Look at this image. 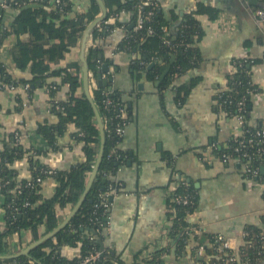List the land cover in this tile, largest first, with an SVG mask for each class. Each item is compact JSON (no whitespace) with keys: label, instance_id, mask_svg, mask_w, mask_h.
<instances>
[{"label":"trees","instance_id":"1","mask_svg":"<svg viewBox=\"0 0 264 264\" xmlns=\"http://www.w3.org/2000/svg\"><path fill=\"white\" fill-rule=\"evenodd\" d=\"M7 2V8L13 11V17L8 24H5L3 16L7 8L0 7V48L6 36L15 34L18 38L10 47L14 68L19 71L28 69L31 77L29 79L14 77L10 67L0 59V81L16 85L28 83L29 87L26 90L28 96H31L32 90L38 86L47 87L51 98L50 111L57 120L54 124H40L37 132L52 149H56V137L63 134L67 126L72 124L76 130L72 132L71 137L74 142L82 143L83 158L66 168H52L36 158L29 162L30 177L18 179L17 170L12 164L23 157L27 150L14 139V131L7 134L0 131V190L4 195L5 220L4 228L0 231V254L7 252V240L13 233L29 230L31 239L35 240L57 226L59 223L57 208H72L78 200L99 148V130L94 112L82 91L80 61L75 60L60 68L51 66L52 62L62 58L78 44L86 25L100 12L98 4L90 0L85 10L70 16L69 12L73 5L71 0L58 2L7 0ZM29 3H37L40 6L21 9ZM104 3L107 8L105 20L111 15H115L116 20L111 24H105V20L100 21L102 29L98 30L94 27L90 32L92 44L86 47L85 59L88 71L94 78L103 61L106 60L99 44L100 39L121 24L118 19L121 12L132 14L135 25L139 0H104ZM194 8L184 13L177 29L172 31V21L177 19L179 14L172 9L170 17H167L160 4L156 7L146 5L143 11L150 12L149 19H144L138 29L133 25L114 48L115 52L138 51L140 57L133 61L137 79L143 77L146 81L154 83L168 67L156 89L158 92H163L171 88L175 92V99L179 101H182L191 88L200 81V76L197 75L184 78L198 67L203 58L198 45L203 36V29L196 14H204L210 19H215L219 12L218 8L202 0H196ZM17 9L19 11L15 14ZM24 34L28 35L27 39L21 38ZM260 60L261 58L246 57L233 59L235 71L227 75L225 88L215 95L217 105L225 110L228 117L234 118L240 113L245 119V124L241 127L242 134L232 135L224 146L215 145L213 155L220 159L223 153L232 152V147L238 145L239 139L253 138L252 147L246 146L243 149L252 153L251 159L247 161L241 156L238 169L241 168L242 162L257 168V175L253 176V179L262 182L264 181V138L256 134V130L261 129L262 126H252L247 123L252 109V95L258 91V87L251 80L250 67ZM49 78L52 80L49 81ZM55 78L59 80L56 81ZM64 84L68 88L67 95L64 99H55L57 91ZM90 93L104 123L105 141L99 168L84 201L67 225L53 237L56 243L50 238L33 248L28 255L0 258V264H23L29 257L39 260L40 264L72 263L75 259L71 261L61 255V248L75 246L77 239L85 233L87 234L81 237L82 254L88 253L93 248H100L98 240L104 239L100 230L105 226L113 192L119 193L122 188V184L113 178L119 166L124 165L129 158L127 152L118 146L123 135L116 133V129L128 122L130 99L123 98V91L110 82L105 85L96 83ZM16 100L21 103L19 97ZM239 101H242L241 111L238 110ZM121 109L124 110V116H120ZM31 150L36 155L44 152L37 147H31L29 151ZM168 164L172 167L171 179L175 183L172 193L189 194L193 202L188 205L170 202L171 210L167 215L171 218L172 224L167 237L176 242L179 252L184 251L187 246L194 245L198 248L202 245L205 255L206 253L212 255L209 264H237L236 260L229 258L232 249H225L226 255H224L218 253L212 246L206 245V241H213L215 234L206 236L194 234L196 225L189 223L188 217L196 206V191L185 179L176 177L172 159L168 160ZM233 165L237 167L236 163ZM240 172L244 177H250L247 172L241 170ZM37 177L42 180L50 177L55 181L51 196L42 195L41 183L36 181ZM243 232L246 234L242 236V243L237 251L240 264H264V229L260 225L247 224L243 227ZM191 235L194 236L192 240ZM103 247V255L99 258L98 264H126L112 247L104 245ZM167 251V248L159 247L153 248L147 254L139 252L135 264H164ZM201 258L199 255L198 263L205 264Z\"/></svg>","mask_w":264,"mask_h":264},{"label":"crops","instance_id":"2","mask_svg":"<svg viewBox=\"0 0 264 264\" xmlns=\"http://www.w3.org/2000/svg\"><path fill=\"white\" fill-rule=\"evenodd\" d=\"M71 1L70 16L85 10L90 2ZM158 1L167 17H170L172 9L179 14L172 21V31L177 29L183 17L180 13L184 15L195 9L196 2ZM202 1L215 6L219 12L215 19L196 14L203 29L198 43L203 58L198 67L184 78L197 75L200 81L182 101L175 99V92L171 88L158 92L155 82L146 81L143 77L136 78L133 61L140 57L137 50L114 51L117 42L134 25L132 14L121 12L118 16L121 24L99 41L106 58L103 64L107 65V69H112V80L109 82L123 91V98L130 99V115L118 144L129 158L119 166L113 178L122 184V188L112 198L108 228L102 240L103 245L112 247L126 264H135L139 252L147 254L159 247L168 250L164 264H199V255L205 264H209L212 257L207 253L205 255L204 250L198 253L194 245L179 252L176 242L167 237L172 224L167 212L171 210V191L175 188L169 159L173 160L176 177L185 179L196 191V206L188 217L189 223L196 225L195 235L220 233L226 238L229 248L237 251L242 243L245 225L264 227V181L245 178L238 169V163L235 167L234 163L222 162L213 155L215 145H226V141L239 132L235 118L228 117L215 100L217 92L225 88L227 75L234 71L235 58H261L260 62L250 67L251 80L258 91L252 95V109L247 123L264 127V43L251 15L243 11L235 0ZM229 6L240 13L230 10ZM12 17L13 11L7 8L3 16L5 24ZM220 18L232 21L229 30L221 29L218 23ZM17 38L13 33L6 36L0 48V59L10 67L14 77L29 79V70L19 71L12 62L10 47ZM21 38L27 39L28 35L24 34ZM80 41L62 58L52 62V68L64 67L79 60ZM107 71L101 70V78H107ZM67 90V85H61L55 99H64ZM28 95L22 87L16 90L0 87V131L5 134L17 131L18 143L27 150L23 157L12 164L17 170L18 179L30 177L29 162L36 158L52 168H66L83 158L82 143L74 142L71 137L76 130L72 124L56 137V149H52L37 132L40 124H54L57 120L50 111V97L45 87L38 86L32 90L31 96ZM17 97L21 99L20 104ZM31 147L44 152L36 155L33 150L29 151ZM54 187L55 181L50 177L45 178L41 182L42 195L51 196ZM70 209L57 208L59 222ZM4 225V195L0 190V231ZM31 238L29 230L13 233L8 237L5 254L19 251L33 241ZM193 238L191 235V240ZM205 243L210 246L208 241ZM61 251L71 255L75 248L63 246Z\"/></svg>","mask_w":264,"mask_h":264},{"label":"built area","instance_id":"3","mask_svg":"<svg viewBox=\"0 0 264 264\" xmlns=\"http://www.w3.org/2000/svg\"><path fill=\"white\" fill-rule=\"evenodd\" d=\"M30 1L36 2L37 0H30ZM54 1L58 2L59 0H54ZM235 2H236V4L239 5V7L243 11H245L246 13L251 15L253 22H254V25H255L257 31L261 34V37H262V40L264 43V0H235ZM159 4H160V2L158 0H139L138 6H137V16H136V22H135L134 28L135 29L140 28L143 20L149 19L150 12L147 11L144 13V11H143L144 6L153 5L154 7H156ZM0 7L7 8L8 7L7 0H0ZM115 20H116V16L111 15L108 19L105 20L104 23L105 24H111ZM232 20H234V19H232ZM218 23H219L221 29H223L224 31H227L231 28L232 21H230V19L227 20L224 18H220ZM95 27H97L98 30L102 29L100 22L97 23L95 25ZM149 31H151V30H149ZM90 44H92V40H91V37L89 36L88 45H90ZM234 71H235V68H234ZM89 84H90L89 86H90V92H91V88L96 86V82L90 73H89ZM5 86L8 87L10 90H16L17 87H22L24 90H27L29 87V84L23 83V84L16 85L13 83L7 84V83L0 81V87H5ZM45 89L48 93V88L45 87ZM50 100H51V98H50ZM238 110L239 111L242 110V101H239V103H238ZM120 116H124V110L123 109L120 110ZM234 118H235L237 124L239 125V132L234 134V136H237L239 134H242V132H243V129H241V127L245 124V119H244L243 115L240 113L235 115ZM125 125L126 124L123 123L122 126H120V127L118 126L116 129V133L123 135ZM256 134L260 135L264 138V127H262L259 130H256ZM18 138H19V133L17 131H14V139L16 141H18ZM252 143H253V138H250V137L247 139H239L238 145L232 147V152L229 154L223 153L221 155L220 160L222 162H225V163H229V162L238 163L240 157L242 156V157H245L247 161H250L252 153H249L248 151L243 150V149L246 146L252 147ZM240 166H241V168H240L241 171L247 172L250 175V177H245V178L253 180V176L257 175V168L250 167L249 164L244 163V162H242ZM36 181L41 183L43 180L40 177H37ZM173 190H174V188L172 189V191ZM172 191H171V195H172L171 200L172 201H175L176 203L182 204V205H188V204H191L193 202L191 200V197L189 196V194L179 195V194H175L174 192L172 193ZM113 193H114V195L117 194L115 191ZM106 218H108V217H106ZM107 225H108V223H105V226L100 230L102 235L106 234V231L108 228ZM262 228L264 229V227H262ZM85 234H87V233H85ZM245 234L246 233L243 232L242 236L244 237ZM84 235H81L79 237V239H77L75 246H71V247L75 248L74 254L69 255L68 253H66V255H65L62 253V251L60 252L61 255H64L67 259H69L71 261L75 259V261H73L72 263H67V264H98L97 262L99 261V258L103 255L104 247H102V248L100 247L99 249L93 248L88 253L82 254V252L80 250V245H81V239H82L81 237ZM52 240L54 243H56V240L54 238ZM209 245L212 246L218 253H224V255H226V253L224 252L225 249H229L226 238L220 233L214 235L213 241H210ZM48 250L49 249H47V251ZM197 250H198V253H201L204 250V248L202 245H199ZM237 251L233 250V252L229 258H230V260H236L237 264H240V261L237 257V254H238ZM23 264H40V262H39V260H36L32 257H29L28 260Z\"/></svg>","mask_w":264,"mask_h":264},{"label":"water","instance_id":"4","mask_svg":"<svg viewBox=\"0 0 264 264\" xmlns=\"http://www.w3.org/2000/svg\"><path fill=\"white\" fill-rule=\"evenodd\" d=\"M99 8H100V13L93 19L91 20L86 27L84 28L83 32H82V36H81V41H80V52H79V61L81 63L80 65V70H81V84H82V91L84 93V95L86 96V98L88 99V101L90 102L93 112H94V117H95V121L97 123V127L99 130V148L97 151V156L94 162V165L91 169V171L89 172L85 187L81 193V195L79 196L78 200L75 202V204L72 206V208L70 209V211L68 212V214L57 224V226H55L52 230L48 231L47 233H45L44 235L40 236L39 238L31 241L28 245H26L25 247H23L22 249H20L19 251L15 252V253H11V254H0V258L1 259H8V258H15L18 257L20 255H28L30 253V251L35 248L36 246L42 244L44 241L54 237L56 235V233L58 231H60L63 227H65L67 225V223L70 221V219L72 218V216L76 213V211L79 209V207L81 206L82 202L84 201L87 192L89 191V188L92 184V181L94 179V176L99 168L100 165V161L102 158V154H103V148H104V141H105V130H104V124H103V120L100 116V113L95 105V103L93 102L91 93H90V84H89V71H88V65L85 59V50L86 47L88 45V38L90 36V32L91 30L95 27V25L97 23H99L100 21L105 20L106 15H107V8L106 5L104 3V0H94ZM40 6L37 3H29L24 5L22 8H27V7H38ZM230 10L235 11L236 13H240L239 10L233 8L232 6L228 7ZM19 11V9H17L15 11V14ZM180 16H183V13H180ZM151 66V64L149 65ZM168 68V67H167ZM167 68L165 69V71L162 73V75L159 77V79L155 80V84L157 85L159 83V81L161 80V78L163 77V75L165 74ZM101 70L102 71H107L108 76L107 78H101ZM112 80V69H107V65L106 64H102L97 75H96V83L98 85H105L107 82ZM38 85L40 84L39 80L37 81ZM141 87V85H139ZM261 171L263 172V168L261 169ZM105 221L107 223L108 218H105ZM98 243L100 245V247H103V241H101L100 239L98 240ZM172 253L174 252V250L172 249L171 251Z\"/></svg>","mask_w":264,"mask_h":264}]
</instances>
